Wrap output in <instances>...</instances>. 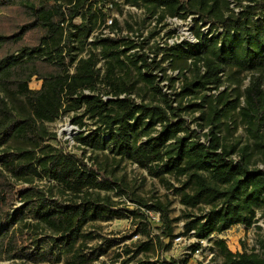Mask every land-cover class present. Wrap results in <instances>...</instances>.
<instances>
[{"label":"trees","instance_id":"16d2710c","mask_svg":"<svg viewBox=\"0 0 264 264\" xmlns=\"http://www.w3.org/2000/svg\"><path fill=\"white\" fill-rule=\"evenodd\" d=\"M101 1L0 0V260L108 264L99 257L120 245L104 238L89 246L97 237L86 227L123 216L101 192L122 195L126 189L102 164H89L58 145L45 124L79 109L96 128L91 138L81 133L76 140L146 170L186 207L171 217L169 200L148 203L138 197L139 206L159 213L160 235L168 242L151 233L141 208L125 209L144 238L121 245L118 264H180L174 258L152 260L147 253L157 245L167 250L176 236L186 234L198 239L191 246L196 251L213 234L251 226L257 209L264 214V160L262 168L253 161L256 153L264 157V0H120L144 7L157 23L191 16L197 42L182 40L148 53L147 39L127 33L94 41L84 57L87 37L105 17ZM113 25L122 29L117 18ZM127 28L135 31L129 23ZM167 60L179 71L167 88L182 81L173 94L160 85L165 72L161 78L155 72H163ZM33 77L40 81L36 89L29 86ZM225 81L230 85L219 90ZM185 97L190 98L184 102ZM186 112L198 115L189 120ZM233 114L249 143H228L221 133H230L226 121ZM42 179L55 184L60 197L34 184ZM180 220L183 231L174 233ZM214 244L224 264H264L257 252H232L222 238Z\"/></svg>","mask_w":264,"mask_h":264},{"label":"rangeland","instance_id":"374dc122","mask_svg":"<svg viewBox=\"0 0 264 264\" xmlns=\"http://www.w3.org/2000/svg\"><path fill=\"white\" fill-rule=\"evenodd\" d=\"M103 8L106 9L107 13L113 18H117L120 26L128 31L127 23L131 24L135 31L131 32V35L141 36L139 40L147 39V43L144 40L143 50L150 53V50H155L156 47H166L168 45H174L179 43L182 40L195 43L197 42L194 36L195 24L190 17L189 19H180L177 23H173L168 19V17L161 23L156 22V16H151L144 7H137L129 5L124 7L123 5H115L113 1H101ZM75 22L79 23L80 20L77 18ZM204 31H207L208 25L201 28ZM157 31L154 37L149 38L151 31ZM138 40V41H139ZM162 49L159 50L157 60L161 58ZM161 52V53H160ZM153 55V54H151ZM165 68L163 73L167 75V80L169 77H177L178 74L174 75L172 72L168 73L169 63L164 61L161 63V66ZM157 70L162 71L160 68ZM189 75V72H188ZM176 81V82H175ZM172 87L168 89L170 94L178 92L181 85V78L175 80ZM248 83V76H244L241 88H243ZM170 84V80H168ZM40 81L36 78H32L29 86L33 89L38 88ZM167 85V84H166ZM230 84L225 81L223 86L219 88L223 89ZM164 91V90H163ZM166 92V91H164ZM215 92V90L211 91ZM144 94V97L148 99L149 94L141 92V95ZM190 97H185L184 102ZM158 101V100H157ZM82 109L77 111H70L67 113H61L59 117L53 122H45L49 131L54 132L59 141L58 145H62L66 151L76 153L81 155L85 161L89 164L96 162L105 166L106 172L116 179L117 182L121 183L122 186L126 189V194L117 195L115 190L109 192H101V195H108L113 201H115L116 209L123 213L121 217L114 218L111 220H97L93 221L91 224L87 225V231H92L95 234V239L88 242L89 246L102 243L104 238L115 239L120 245L111 246L106 253L102 254L99 257V260H104L108 264L115 262V253L116 251H121L120 247L124 243L132 244L135 241L143 239L139 232L135 233L138 229V222L132 216L125 211V209L141 208L147 215L148 220L151 223V233L154 235H159L163 240V243H167V238H162L161 234V222L158 212L147 211L144 207L139 206L136 202L138 197L145 199L148 203L154 202L155 200H160L162 202L170 201L169 209L170 216L177 217L186 211V207L180 203L179 195L175 194L172 189L168 188L165 184L161 183L157 178L151 177L147 174L146 170L139 168L136 164L131 163L130 161L124 160L122 162H117L111 154H108V151H100L92 148L90 145H84L80 141L76 140V136H79L81 133L87 137L91 138L94 135L96 128L95 122L93 119L89 118L86 115H82ZM187 119L192 120V118L198 113H185ZM37 121L41 122V116H37ZM81 119L79 122L78 120ZM226 123L229 125L230 133H227L225 129L222 130V134L226 136V141L230 142H239V145L249 143L250 140L247 136V133L244 129V126L241 124L239 118L236 114H233L232 118L227 119ZM192 127H196L195 122H191ZM264 129V127H263ZM207 128L199 129L198 132L206 131ZM203 139V137H201ZM51 143H56L54 140H51ZM9 146H16V143L9 142ZM264 157L259 153L254 154L253 161L257 163V166L263 167ZM171 183L177 185V182L173 178H169ZM34 184H37L39 187H42L45 190L51 189V193L57 197H60V191L55 184L49 183L46 179L35 180ZM21 202H16L15 206H19ZM195 213L200 212L199 209L193 210ZM183 231V221H177L174 223V233H179ZM216 238L224 239L227 247L232 252H257L261 256H264V248L261 245V241H264V214L262 208L257 209L256 220L255 222L246 227L241 224L233 225L226 231L221 234H213L209 238L203 239L201 246L198 250L192 251L191 246L193 243L198 241L197 238L191 236L190 234L176 236L173 239L172 245L169 249L164 250L162 246L158 245L156 248L147 253L148 257L152 260L160 259H170L174 258L179 261L180 264H197L201 262L202 264H224V258L219 252V249L215 246L214 240ZM118 249V250H117ZM97 262V261H96ZM98 263V262H97ZM0 264H66L64 260L58 263H31L25 261V259H16L14 263L12 260L3 259L0 260Z\"/></svg>","mask_w":264,"mask_h":264},{"label":"built area","instance_id":"2783aa9c","mask_svg":"<svg viewBox=\"0 0 264 264\" xmlns=\"http://www.w3.org/2000/svg\"><path fill=\"white\" fill-rule=\"evenodd\" d=\"M104 1H116L120 5H123L124 7H128L129 6L127 4H123L120 0H104ZM102 11L105 13V17H104L103 21H98L96 23V25L94 26L93 30L91 31V33L87 37L86 44H85V50L82 53V56H84V57L87 56V51H88L89 47L92 45V43L94 41H100L101 39H103L105 37H108V36L109 37H117L118 35H124V34H127V33L129 35H131V32H129V31L123 29V28L121 30H119L117 27H115L113 25V19L114 18L111 17V15H109L107 13L105 8L102 7ZM190 17L191 16H188L186 19L191 20ZM168 19H170V21L173 22V23H177L178 20H180L178 17H168ZM166 62H168V60ZM97 66L98 67L102 66V59L98 62ZM69 72L70 73L73 72V66H71L69 68ZM155 72L159 75V78L163 77V72L162 71L156 70ZM170 72H172V74L175 73L174 75H176V74H178L179 71L177 69H172L171 68L170 70H168V73H170ZM166 84H168L167 78H164L163 80L160 81V85L162 86V90L166 91L167 93H170V91L167 88ZM84 92L85 93H89L88 90H84ZM122 96L123 95H121V97ZM107 97H109V96H103L104 99H106Z\"/></svg>","mask_w":264,"mask_h":264}]
</instances>
